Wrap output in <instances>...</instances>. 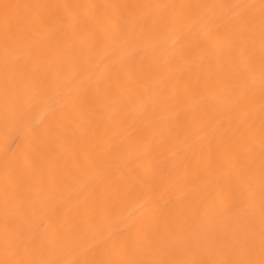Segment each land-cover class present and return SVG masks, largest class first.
<instances>
[{"label":"bare ground","instance_id":"1","mask_svg":"<svg viewBox=\"0 0 264 264\" xmlns=\"http://www.w3.org/2000/svg\"><path fill=\"white\" fill-rule=\"evenodd\" d=\"M260 3L0 0V259H259Z\"/></svg>","mask_w":264,"mask_h":264},{"label":"snow or ice","instance_id":"2","mask_svg":"<svg viewBox=\"0 0 264 264\" xmlns=\"http://www.w3.org/2000/svg\"><path fill=\"white\" fill-rule=\"evenodd\" d=\"M20 7L19 5L13 6L4 4L3 9L5 13V25L9 23L8 11L10 8ZM27 7V6H26ZM235 8L254 9L255 5H234ZM260 17H261V40L262 50H264V0H261L259 5ZM251 20V16L244 18V23H248ZM262 81H264V65H262ZM261 162L259 170V180L261 189V215L264 217V133L261 138ZM254 179V177H252ZM5 203H8V193L5 192ZM254 244L240 246H233L227 255H223L220 258H210L201 260H191L183 262H175L169 260H157V261H144L141 264H264V227H262L260 235V256L259 259L253 258ZM21 244L16 240H10L7 235L4 243V258L0 259V264H50L44 260H33L23 258L21 255Z\"/></svg>","mask_w":264,"mask_h":264}]
</instances>
